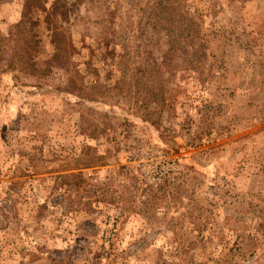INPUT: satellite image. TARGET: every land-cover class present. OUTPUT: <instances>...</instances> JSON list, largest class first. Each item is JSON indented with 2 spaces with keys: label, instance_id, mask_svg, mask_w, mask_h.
Instances as JSON below:
<instances>
[{
  "label": "rangeland",
  "instance_id": "1",
  "mask_svg": "<svg viewBox=\"0 0 264 264\" xmlns=\"http://www.w3.org/2000/svg\"><path fill=\"white\" fill-rule=\"evenodd\" d=\"M154 2L0 0V264H264V0Z\"/></svg>",
  "mask_w": 264,
  "mask_h": 264
},
{
  "label": "trees",
  "instance_id": "2",
  "mask_svg": "<svg viewBox=\"0 0 264 264\" xmlns=\"http://www.w3.org/2000/svg\"><path fill=\"white\" fill-rule=\"evenodd\" d=\"M154 3H155L154 5L156 7L155 12L157 14L166 13V12L168 13L170 10L177 9L179 7L178 10H177V14H178L179 13V10L181 9V4L178 3L174 7V5H173L174 3H172V0H155ZM39 20H40V17H37L36 18V21L39 22ZM171 21L173 22V24L170 27V31H169V34L170 35H168V38L170 40L169 41L170 48L167 51H165V55L166 54L167 55H170V53H172L174 51V47H172V44H173L175 38L179 36L176 18L175 19H171ZM34 25H36V24H34ZM34 28L35 27L33 26L32 28H29L28 29L27 36H29V37L25 41L26 47L23 48V52L21 53V55L23 57H24L23 54H25L26 55V58H29L31 60H35L37 58V55H31V52L33 50H35V48H37V41H36L37 35H33L32 36L33 38L30 36V31H32V33H33L34 32Z\"/></svg>",
  "mask_w": 264,
  "mask_h": 264
}]
</instances>
